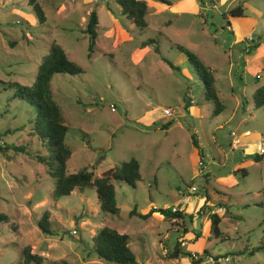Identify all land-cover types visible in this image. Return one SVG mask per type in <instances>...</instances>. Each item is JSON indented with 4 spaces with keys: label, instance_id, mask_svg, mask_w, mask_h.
<instances>
[{
    "label": "rangeland",
    "instance_id": "1",
    "mask_svg": "<svg viewBox=\"0 0 264 264\" xmlns=\"http://www.w3.org/2000/svg\"><path fill=\"white\" fill-rule=\"evenodd\" d=\"M35 1L42 23L27 0H0V213L6 216L0 264H23L24 247L41 257L40 264H114L91 252V237L102 227L127 236L138 264H193L190 256L167 257L176 240L199 264H212V257L221 264H264V248L237 254L264 246V159L246 157L264 152V105L252 104L255 89L264 88V0H143L146 27L140 31L120 15L115 0ZM236 6L241 15L229 16ZM90 11L97 24L87 57L82 30ZM148 38L156 39L159 54L140 48ZM52 42L82 70L53 74L48 83L67 129L65 172L86 167L96 177L131 158L138 163L134 187L110 181L115 215L100 211L93 187L53 199V182L34 159L47 154L31 134L34 112L10 85L32 83ZM173 44L210 71L221 112L211 116L212 101L203 98L202 85ZM170 119L166 129L160 127ZM201 174H208L207 183ZM190 185L196 191L184 205ZM204 193L219 217L217 237L207 214H195ZM151 207L175 208L182 220L128 215L132 208L144 214ZM44 214L50 235L37 227Z\"/></svg>",
    "mask_w": 264,
    "mask_h": 264
},
{
    "label": "trees",
    "instance_id": "2",
    "mask_svg": "<svg viewBox=\"0 0 264 264\" xmlns=\"http://www.w3.org/2000/svg\"><path fill=\"white\" fill-rule=\"evenodd\" d=\"M158 1L162 2L163 0ZM115 3L120 10V15L125 16L128 20H130L136 29L140 31L146 27V21L144 18L146 14V4L143 0H115ZM27 5L35 14L38 23H42L44 21V15L38 3L35 0H27ZM228 14L231 17L240 16V6L230 9ZM96 24V14L94 11H90L82 30V33L87 35L88 40L87 57H89L93 52L96 38ZM139 45L140 48L151 46L152 51L159 54L158 45L156 39L154 38H148L145 41H142ZM173 48L185 56L187 66L202 85L203 98L207 101H212L213 110L211 112V116L221 112L223 105L220 104L217 99L218 97L213 86L214 80L210 71L195 54L191 53L186 48L177 44H173ZM252 48H254V45H249L248 50L250 51ZM159 58L168 69L172 71L178 70V67L173 65L166 58L162 56H159ZM81 72V68L74 62L68 60L63 50L52 42L49 44L46 54L40 58L32 83L25 86L13 83L10 87L14 89L13 96L19 97V99L25 101L34 112L31 134L35 137L40 147H42L47 153L46 155H36L34 159L36 162L45 166V172L53 182L51 191L52 198L57 199L59 197L66 196L75 188L82 190L86 187H93L100 211L104 214L107 213L115 215L117 213V207L114 200L113 186L110 181H121L131 187H134L135 182H137L140 177L138 163L135 159L131 158L127 161H123L117 169H109L103 172L100 176L96 177H94L91 171H89L86 167H81L75 172L69 174L65 172V163L70 156V150L64 143L67 129L66 126L63 125L59 106L52 98L48 83L53 74L62 73L67 75H76ZM185 101L184 109L186 110V107L190 104H188V99H185ZM252 104L254 108L264 105V88L262 86L256 88L253 92ZM172 122L173 121L170 119L162 123L160 127L166 129ZM191 144L194 147L197 146L193 136H191ZM8 149L23 153L25 148L5 145L4 150ZM201 155L202 154L200 153L198 161L200 160L202 163V160L200 159L202 158ZM246 157L254 162H258L264 159V152L248 154ZM236 172H240L243 175L245 174V170L242 168H238ZM203 181H205L204 184L207 183L206 178H204ZM207 201L208 195L204 193V199L201 201V205L198 207L195 214H207L210 221V233H212L214 237H217L219 235V230L217 228L219 217L214 212H211L212 209H210L207 205ZM152 213H158L164 219L170 221L173 219L182 220V213L178 210L171 212L169 209L155 207H151L144 214L137 213L135 209L132 208L128 212V215L137 216L138 218L144 220ZM3 222H6V216L0 213V223ZM37 227L41 233L45 235L51 234L48 228L46 214H44L37 222ZM180 243L181 241H175L172 249L167 253L168 258H178L182 255L190 256V253L182 252L179 249ZM262 248H264L263 245L251 248L250 250L244 247L238 251L237 254H242L246 251V253L250 255L252 252ZM91 252L97 258L105 262L114 264H138L135 262L134 256L127 246V236L125 234L117 233L114 229H110L108 227L100 228L91 237ZM203 256H208V254L203 252ZM22 260L23 264H40L41 257L29 253L27 248L24 247L22 249ZM200 261L201 259L198 258L197 260L192 259L191 262L193 264H198ZM212 264H217V257H212Z\"/></svg>",
    "mask_w": 264,
    "mask_h": 264
},
{
    "label": "built area",
    "instance_id": "3",
    "mask_svg": "<svg viewBox=\"0 0 264 264\" xmlns=\"http://www.w3.org/2000/svg\"><path fill=\"white\" fill-rule=\"evenodd\" d=\"M196 166H197V167L202 166V163H201L200 160L197 161ZM186 191H187L188 195H187L186 197H183V196H182V203H183L184 205H185V203H187V201H188V196H189V194L194 193V192L196 191V188H195L194 186H189V187L186 189ZM169 210H170L171 212H175V211H176L175 208H170ZM71 234H72V235L76 234V231H75V230H72V231H71ZM190 257H191V259H194V260L197 259V257H196L195 255H191V254H190Z\"/></svg>",
    "mask_w": 264,
    "mask_h": 264
},
{
    "label": "crops",
    "instance_id": "4",
    "mask_svg": "<svg viewBox=\"0 0 264 264\" xmlns=\"http://www.w3.org/2000/svg\"><path fill=\"white\" fill-rule=\"evenodd\" d=\"M246 134H247L246 131H244V132L242 133V135H246ZM247 135H248V134H247ZM247 135H246V136H247ZM234 141H235V140H233L232 142H234ZM256 146L259 148V147H260V146H259V143H258ZM257 150H258V149H257ZM194 175H195V174H194ZM205 175H206V174H201V177H202L203 179H204V178H207V176H205ZM203 176H204V177H203ZM196 199H198V198H196ZM174 221H176V220H175V219L171 220V222H174ZM182 242H183V241H181V243H182ZM184 243H185V242H184ZM179 249H180V246H179ZM180 250H181V249H180ZM185 252H186V251H185ZM187 252H188V251H187ZM193 255H194V254H193ZM195 256H196V255H195ZM179 257H180V256H179ZM179 257H178V258H179ZM196 257H197V259L199 258L198 256H196ZM178 258H173V259H170V260H171V262H173L174 260H177ZM190 258H191V257H190ZM197 259H196V260H197ZM191 260H192V259H191ZM220 261H221V260H217V264H221ZM200 262H201V261H200ZM200 262H199V263H200ZM191 263H192V262H191ZM199 263H198V264H199Z\"/></svg>",
    "mask_w": 264,
    "mask_h": 264
}]
</instances>
